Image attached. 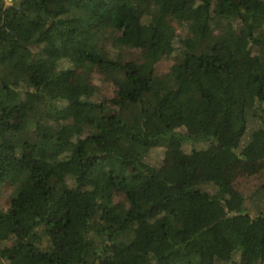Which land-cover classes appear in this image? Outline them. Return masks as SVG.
Wrapping results in <instances>:
<instances>
[{
    "label": "trees",
    "instance_id": "obj_1",
    "mask_svg": "<svg viewBox=\"0 0 264 264\" xmlns=\"http://www.w3.org/2000/svg\"><path fill=\"white\" fill-rule=\"evenodd\" d=\"M5 186L0 264H264V0H0Z\"/></svg>",
    "mask_w": 264,
    "mask_h": 264
},
{
    "label": "rangeland",
    "instance_id": "obj_2",
    "mask_svg": "<svg viewBox=\"0 0 264 264\" xmlns=\"http://www.w3.org/2000/svg\"><path fill=\"white\" fill-rule=\"evenodd\" d=\"M110 52L114 53L117 58L120 61L126 62V61H134L139 57V50L138 49H132V48H113L110 50ZM171 62L164 60V61H160L157 66H156V71L158 74L160 73H164L167 68L170 66ZM99 76H96V79H98ZM109 97H110V89H107V92H105ZM206 149L209 150V154L210 155H214L216 154V149L214 147L213 144H206ZM189 150H190V146L189 145H184L182 148L183 154L187 155L189 154ZM167 166H171L174 162L175 159V154H167ZM167 155H164L165 158ZM165 160L164 158L162 159V161ZM164 162V161H163ZM166 166V165H165ZM237 172V181H238V185L243 183V181H246L247 176L242 172V170L238 169L236 170ZM10 190L8 187H1L0 188V209L1 210H6V201L8 199ZM231 260L228 261V263L226 264H237L241 261L244 260V257L237 253L232 255V257L230 258ZM5 264V263H4ZM225 264V263H224Z\"/></svg>",
    "mask_w": 264,
    "mask_h": 264
}]
</instances>
